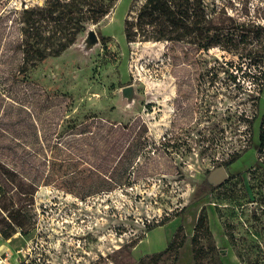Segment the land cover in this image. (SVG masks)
Here are the masks:
<instances>
[{"label":"rangeland","instance_id":"1","mask_svg":"<svg viewBox=\"0 0 264 264\" xmlns=\"http://www.w3.org/2000/svg\"><path fill=\"white\" fill-rule=\"evenodd\" d=\"M204 1L244 24L247 41L237 36L231 50L209 51L190 38L153 41L135 25L144 0H117L24 82L7 76L6 49L17 15L45 0H0V157L12 163L8 147L31 145L34 126L53 131L62 116L89 114L122 128L120 162L132 143L139 148L123 185L86 200L42 184L35 229L0 232V264H264V0ZM90 27L100 44L86 54L80 43ZM128 85L137 94L132 106L122 97ZM245 147L208 192L204 180Z\"/></svg>","mask_w":264,"mask_h":264},{"label":"trees","instance_id":"2","mask_svg":"<svg viewBox=\"0 0 264 264\" xmlns=\"http://www.w3.org/2000/svg\"><path fill=\"white\" fill-rule=\"evenodd\" d=\"M116 1L45 0L41 7L24 8L16 18L17 36L11 37L6 49V53L11 54L7 76L12 81L32 82L31 72L38 64L60 56L76 42L88 22H96L108 14ZM134 7L131 6L130 12ZM223 14L226 12L209 9L204 0H144L136 14L135 25L139 34L153 41L185 42L190 38L202 50L209 51L216 45L231 50L238 43L237 36L239 42L244 43L248 33L244 24ZM2 16L0 14V22ZM125 23L129 39L130 24L128 20ZM240 26L243 30L238 32ZM257 61L260 62L254 60L253 63L260 66ZM261 62L258 78L263 86L264 55ZM73 107L74 102L70 100L66 109L70 111ZM61 119L53 131L34 126L31 145L18 143L8 147L14 154L12 163L0 157V232L4 237L16 232L28 235L35 229L34 196L42 184L86 200L125 183L124 169L131 165L139 148L132 143L127 148L128 162H120L124 156L122 128L108 124L97 114L85 115L81 120L70 116ZM249 149L233 152L221 166H230ZM263 150L264 123L258 144V151ZM203 186L208 192L218 187L208 178ZM154 227L150 225L146 231Z\"/></svg>","mask_w":264,"mask_h":264},{"label":"water","instance_id":"3","mask_svg":"<svg viewBox=\"0 0 264 264\" xmlns=\"http://www.w3.org/2000/svg\"><path fill=\"white\" fill-rule=\"evenodd\" d=\"M100 44V38L93 27L87 29L85 37L82 39L80 46L81 50L88 54L96 46ZM122 97L127 100L128 106H132L137 99L136 90L134 85H128L121 89ZM228 178V174L224 166H219L215 168L208 176V180L214 184L218 185Z\"/></svg>","mask_w":264,"mask_h":264}]
</instances>
